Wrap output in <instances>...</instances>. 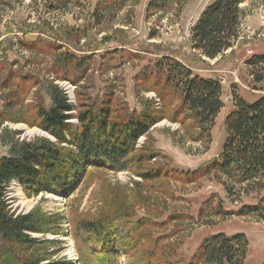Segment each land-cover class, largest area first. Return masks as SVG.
<instances>
[{"label":"rangeland","instance_id":"obj_1","mask_svg":"<svg viewBox=\"0 0 264 264\" xmlns=\"http://www.w3.org/2000/svg\"><path fill=\"white\" fill-rule=\"evenodd\" d=\"M5 1L0 5V56L13 62L10 71L14 73V86L8 87L15 94L8 96L10 92L2 82L5 73L0 70V157L9 154L13 138L53 139L30 123L33 105L42 98L50 104L45 87L51 81L75 105L84 98H102L109 93L114 105L117 103L125 113L139 114L150 107L168 116L178 98L165 104L156 91L147 90L136 79L162 54L176 55L200 76L220 80L225 103L211 128L209 143L191 141L178 122L166 117L136 145V154L147 149L159 153L155 158L143 167L132 164L125 170L92 168L87 178L65 196L46 192L29 197L19 181L13 180L7 187V211L14 216L33 211L43 217L44 229L49 231L32 233L39 242L27 254L36 253L45 259L43 263L72 260L82 264L80 251L93 243V234L82 230L76 238L73 221L76 225L84 220L107 224L118 216L136 229L137 235L125 241L126 230L120 235L117 243H126V248L116 249L115 264L189 262L202 240L218 232H244L250 240L246 264H264V189L247 193L231 183L229 191L222 182L225 178L215 173L194 182L180 177L145 180L140 176L146 168L159 165L178 172L200 168L223 151L225 120L239 97L254 102L264 94V83L254 82L256 74H264V63L253 67L247 64L254 54H264V0L240 3L244 10L240 39L215 59L193 49L191 38L196 22L215 0H173L159 11L149 10L151 0H68L59 9L50 7L55 0ZM23 22L22 32L19 25ZM21 40L32 42L33 49L23 47ZM68 53L85 59L86 70L68 65L58 69L62 61L57 62V58L63 59L62 55ZM27 76L25 83L22 79ZM8 103L13 104L9 109ZM70 121L77 124L75 118ZM210 198L213 205L224 210L257 204L260 210L252 215L206 212L201 216L200 209ZM134 239L139 241L137 247Z\"/></svg>","mask_w":264,"mask_h":264},{"label":"trees","instance_id":"obj_2","mask_svg":"<svg viewBox=\"0 0 264 264\" xmlns=\"http://www.w3.org/2000/svg\"><path fill=\"white\" fill-rule=\"evenodd\" d=\"M55 1L50 4L52 9H59L68 2ZM114 1L108 0L109 3ZM172 1L151 0L148 8L159 11ZM242 1L215 0L208 5L192 29L193 49L204 57L215 59L233 48L240 39L244 10L239 5ZM5 3V0H0V5ZM21 27L23 32L24 22L19 25V29ZM20 44L28 50L34 47L32 42L24 40ZM62 56L63 59L61 56L57 58V62L62 61V64L57 65L58 69L68 65L80 71L86 70L85 59H78L73 53ZM262 63L264 54H254L247 61L252 67ZM11 65L13 62L10 63L7 57L0 56V70L5 73L2 82L8 91V86H14L11 85L14 79ZM136 79L147 90L156 91L165 104H168V99L178 98L177 106L171 108L168 116L163 110L156 111L150 107L139 114L125 113L117 103L114 105V97L109 93L102 98L92 99L86 95L87 98L75 105L59 85L52 81L47 84L45 91L50 104L46 105L42 98V101L33 105L30 123L49 133L53 139L39 137L20 141L13 138L9 154L0 157V264H75L72 260L43 263L45 259L39 258L36 253L27 254V250L33 249L39 242L36 237H32V233L49 231L44 229L43 217L33 211L17 216L7 211V187L13 180L19 181L29 197L46 192L65 196L87 178L92 168L125 170L132 164L143 167L159 153L146 149L136 154L137 142L166 117L174 123L178 122L191 141H211V128L225 105L220 80L200 76L173 54H162L147 64ZM22 80L26 83L29 77ZM254 82L264 83V74H256ZM9 92L8 96L15 94L13 90ZM11 105L8 103V109ZM73 118L77 119V124L70 121ZM225 125L227 137L223 151L200 168L192 172H178L164 170L159 165L146 168L140 176L145 180L180 177L194 182L215 173L225 178L222 182L229 191L231 183L247 193L264 189V94L254 102L239 97ZM213 204L212 198L206 201L200 209L201 216L206 212L219 216L252 215L260 210L258 204L243 205L238 210H224ZM73 226L76 238L82 230L93 234V243L80 251L79 260L82 264H115L118 257L116 249L119 246L126 248V243H117L120 235L126 230L124 241L137 235V230L129 227L118 216L112 217L107 224L100 220H84L79 225L73 221ZM202 241L191 261L181 260L174 264L247 262L250 240L244 232L212 233ZM134 243L135 247L139 245L138 240L134 239Z\"/></svg>","mask_w":264,"mask_h":264},{"label":"bare ground","instance_id":"obj_3","mask_svg":"<svg viewBox=\"0 0 264 264\" xmlns=\"http://www.w3.org/2000/svg\"><path fill=\"white\" fill-rule=\"evenodd\" d=\"M69 252H70V254H71V255H73V253H72V250H71V251H69Z\"/></svg>","mask_w":264,"mask_h":264}]
</instances>
